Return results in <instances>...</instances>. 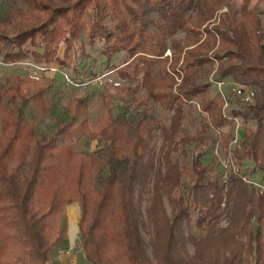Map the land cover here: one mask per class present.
<instances>
[{
	"label": "trees",
	"instance_id": "16d2710c",
	"mask_svg": "<svg viewBox=\"0 0 264 264\" xmlns=\"http://www.w3.org/2000/svg\"><path fill=\"white\" fill-rule=\"evenodd\" d=\"M6 5L9 11L0 19L2 62L31 58L42 65L61 59L68 66L74 59L76 74L96 75L82 61L91 57L88 45L99 43L103 64L126 80L122 89L139 106L131 107L136 119L127 126L123 115L115 116L111 97L101 92L106 107L97 124L86 118L78 126L88 150L77 149L73 122L47 135L24 119L28 102L48 109L44 93L53 82L29 73L3 85L0 246L5 249L0 252L45 264L64 237L61 214L78 202L87 264H264V192L240 176L264 172V0H243L237 9L236 0H9ZM70 38L61 58L60 42ZM169 49L173 63L164 74L156 73L157 65L170 59L164 57ZM137 58L131 76L127 68ZM215 60L221 67L216 80L253 90L252 100H242L230 114L219 91L213 94ZM86 99L76 101L77 112ZM156 104L169 113L168 124L156 115ZM236 118L244 130L233 144L234 128H224L234 127ZM215 130L223 133L226 176L217 172L221 162L208 144ZM157 133L163 139L158 154L151 145ZM235 163L242 169H233ZM223 219L227 224L221 227ZM149 222L148 243L143 230Z\"/></svg>",
	"mask_w": 264,
	"mask_h": 264
},
{
	"label": "rangeland",
	"instance_id": "374dc122",
	"mask_svg": "<svg viewBox=\"0 0 264 264\" xmlns=\"http://www.w3.org/2000/svg\"><path fill=\"white\" fill-rule=\"evenodd\" d=\"M7 1L9 0H0V19L5 16V14L9 11V7L6 5ZM11 1V0H10ZM257 0H252L255 3ZM243 0H236L235 9L241 6ZM264 8V5H263ZM229 9L225 7L223 11H228ZM219 22V21H218ZM216 23H214L215 25ZM65 26V24H63ZM66 28V26H65ZM64 29V27H62ZM262 29L264 30V14H263V22H262ZM65 29L62 30V34H64ZM184 36V33H179L177 35L178 39ZM62 38V37H61ZM71 38L69 41H61L60 42V56L61 58H65L64 51L67 46H69ZM66 43V44H65ZM80 44V42H76ZM87 51L91 54V57L82 61V64L89 66L96 75L89 74L88 71L81 74H76L75 66L76 62L72 59V63L68 66H65L60 63L59 60L53 59L49 63L38 65L33 63L30 59L19 61L18 63H4L0 58V91L4 84L9 83L12 84L16 78H24L27 74H32L37 77L46 76L49 81H51L52 87L46 90L44 93V98L46 100V108L47 110H42L40 107L37 106L35 102H28L24 104L23 108L25 111L24 119L27 123H33L36 127L37 132L52 135L54 131L60 126L61 123L73 122L71 130H73V138L76 140V148L77 149H86L88 150L86 139L82 138L79 135L78 126L79 123L84 120L88 119L91 125H96L99 121L103 109L106 107L105 102L100 100L101 92H104L107 97H111L112 101H114V114L115 116L123 115L127 122V126L129 122H135L134 120V106H139L136 100L132 98V95H129V90L122 89L123 86H126V81L122 80V78L116 73H111L105 66L104 60L105 56L101 53V45L98 43L95 46L90 47L88 45ZM212 56V52L210 53ZM169 57L170 59L166 62H160L157 67L156 73H165L169 70L167 67L172 64V51L169 49L164 57ZM138 61V58L135 59L130 66L127 68V72L133 76L135 73V64ZM121 62V60L119 61ZM181 62L179 63V71L175 76V82L177 83L173 89L177 90L179 82H181ZM82 67V66H81ZM221 69L219 66L218 60H215V69H213L211 76L214 77V74ZM108 73V74H107ZM106 77L102 78V76ZM101 79L102 82H97L96 80ZM122 84V85H121ZM228 84V83H227ZM48 88V84L45 85ZM223 92L227 98V101H224V110L227 114H230L231 110L236 107L242 106V100L248 102L245 98L238 95L236 91H234V86H223ZM213 94H216L219 91V87L214 86L212 88ZM26 92L25 90H23ZM177 92V91H176ZM230 95V93H232ZM253 93V92H252ZM134 95H139L138 93ZM82 107V111H76V101L85 99ZM252 100V99H251ZM129 103V104H127ZM241 104V105H240ZM134 108V110L131 109ZM156 107V115L163 119L164 121L169 123V113L161 108L159 105H155ZM194 112V119L198 121L199 119V112ZM138 115V114H137ZM75 119V120H74ZM240 120L238 119V122ZM235 122V121H234ZM240 122L238 125L234 124H227L224 128V131L228 132L233 130L234 128V140L232 141L233 144H236L239 141L240 135L243 133L244 126L241 125ZM252 126V125H251ZM212 137L209 139L208 144H210L211 152L215 153L218 156L219 162L221 164L217 165V172L221 176H226V174L230 171V166L228 165V155L227 152L221 147V137L223 135L222 132L215 130V132H211ZM162 137L159 136V133L154 137L152 146L155 147V152L158 154L162 145ZM95 143V142H94ZM230 158V156H229ZM250 167H253V163H250ZM239 168L242 169L236 163L233 164V169ZM105 173H108V170L105 169ZM251 176L256 182L262 184L264 186V172L263 171H256ZM150 185V183H149ZM151 187V186H150ZM149 187V188H150ZM151 193L147 194L145 201L143 203L144 207L146 208L149 203V198ZM164 207L167 210V213L170 215L171 208L169 205V200L167 197L164 198ZM65 215V217H64ZM81 205L78 202H74L71 204L66 205L63 213L61 216L64 218L62 219V227L65 229L64 237L62 242L57 246L49 260L45 264H87L86 261V252L85 247L82 244V236H81ZM196 219V216L193 217V221ZM227 221L222 220L220 226H226ZM264 229V224H263ZM196 232V229L194 230ZM151 232H152V224L149 222V227H146L143 230V236L146 241L149 243L151 239ZM6 234L15 233V230L5 231ZM5 249V246H0ZM7 249V248H6ZM149 255L152 256L153 246L148 247ZM62 251V253H60ZM189 251L191 254L194 253V246L189 244ZM70 252L71 254H66ZM12 256V255H11ZM9 254H4L0 252V264H27L26 261L22 260V258H12ZM61 256V259L60 257ZM11 257V258H10ZM10 258V260H9ZM9 260V262H8Z\"/></svg>",
	"mask_w": 264,
	"mask_h": 264
},
{
	"label": "built area",
	"instance_id": "2783aa9c",
	"mask_svg": "<svg viewBox=\"0 0 264 264\" xmlns=\"http://www.w3.org/2000/svg\"><path fill=\"white\" fill-rule=\"evenodd\" d=\"M103 77L104 76H102V78ZM210 80L214 84V86H216V87L218 86L219 87V93L221 94V96H222V98H223L224 101H227V98H226V96H225V94L223 92V88H222L223 86H234V91H236L238 93V95L242 96L243 98H245L248 101H250L252 99V95H253L252 92H253V90H252L251 86H248L246 84H235L233 82L219 81V80H216L214 77H210ZM96 81L97 82L98 81L99 82H102L101 79H99V80L97 79ZM229 118L232 119V117H230V116H229ZM235 122H236L237 125L240 123V121L238 122V119L237 118L235 119ZM236 169L237 168H235V170ZM240 176H241V178L245 182L256 186L257 188H259L261 191L264 192V186L262 184L256 182L255 180L251 179V176L250 175H248V174H241ZM60 253H62V251ZM66 254L69 255L71 253L70 252H67Z\"/></svg>",
	"mask_w": 264,
	"mask_h": 264
},
{
	"label": "crops",
	"instance_id": "0c3cea01",
	"mask_svg": "<svg viewBox=\"0 0 264 264\" xmlns=\"http://www.w3.org/2000/svg\"><path fill=\"white\" fill-rule=\"evenodd\" d=\"M60 257V259H61V256H59Z\"/></svg>",
	"mask_w": 264,
	"mask_h": 264
}]
</instances>
